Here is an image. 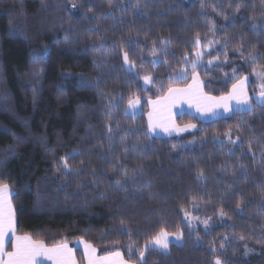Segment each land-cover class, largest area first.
I'll list each match as a JSON object with an SVG mask.
<instances>
[{"label":"trees","instance_id":"16d2710c","mask_svg":"<svg viewBox=\"0 0 264 264\" xmlns=\"http://www.w3.org/2000/svg\"><path fill=\"white\" fill-rule=\"evenodd\" d=\"M136 3L0 0V182L12 191L17 235L48 247L84 240L99 256L118 250L131 264L146 244V264H264V106L253 101L251 110L209 122L178 116L198 128L168 139L151 138L146 118V99L190 82L169 77L192 75L197 34L202 46L213 41L196 68L205 93L225 95L249 76L253 100V68L264 71V0ZM124 51L140 78L126 71ZM249 52L260 57L254 64ZM144 75L155 78L147 91ZM130 95L144 99L138 116L125 115ZM110 145L114 155H105ZM73 152L68 173L60 159ZM137 160L144 171L134 180L113 170ZM186 212L207 227L190 228ZM162 227L183 232L167 250L150 244Z\"/></svg>","mask_w":264,"mask_h":264},{"label":"snow or ice","instance_id":"6c2138e0","mask_svg":"<svg viewBox=\"0 0 264 264\" xmlns=\"http://www.w3.org/2000/svg\"><path fill=\"white\" fill-rule=\"evenodd\" d=\"M111 4V0H110ZM74 7V5H73ZM123 9V5L120 6ZM131 7L139 9L140 0H137V3L131 5ZM204 7V4H201V8ZM241 5H236V11H239ZM91 11V9H89ZM129 45L133 47H140L139 43L132 40L131 38L127 41ZM161 43H168V41H161ZM213 41H208L207 44L201 45V40L199 34L194 41V46L197 49L195 52L194 58L190 61V67L192 71L191 83H188L185 87H172L169 86L167 92L164 95L157 96L156 99H148L146 102L151 106V111L148 112V129L150 132L155 131L157 128L163 130L167 134L171 135L173 132H183L191 128H195L194 124H186L183 127H180L175 123L173 109L179 107L183 102H187L189 106H195L196 111L200 113H212L215 114L217 109H223L225 113H230L233 111V101H235V106L237 111H243L244 108L242 105H247L248 110H251L250 101L245 84L248 80L247 76L236 78V70L233 69V77L236 78V82L232 84L231 91L225 95L221 96H211L206 94L203 91V82L200 80L196 68L201 63L203 56L202 47L207 48L211 45ZM103 47V45H101ZM227 47V44L224 45ZM240 52V55L243 56L244 52L237 49ZM151 51L153 54L157 51L156 41L152 42ZM260 57L254 52H249L247 59L250 60L253 64ZM143 59V57H141ZM186 63H189L188 57H183ZM123 63L126 66V71L130 74L135 75L140 78L138 72H133V69L136 67L134 61L130 60L129 52H123ZM151 65L155 67L159 61L152 60ZM167 63V61H165ZM209 64L212 61H208ZM253 73L256 77L264 81V71H257L253 68ZM144 81V90L147 91L146 87L149 84L155 82V78L151 75H144L142 77ZM170 81L173 83H178L179 81H187L189 79L187 69L182 70L176 76H170ZM256 99L259 103L264 106V83L260 85V91L258 92ZM123 100V97H121ZM128 107L125 110V115H134L138 106L141 104V98L139 95L132 96L130 95L127 100ZM238 131L239 126H238ZM111 132V129H109ZM226 135L229 136V141L231 143H236V141L231 140V130H229ZM123 140L124 138L121 137ZM239 139V138H238ZM111 140V137H110ZM243 142L241 141V144ZM251 143V141H250ZM123 152L127 154L128 148L125 147ZM112 154L111 145L109 147V153L105 155ZM79 155V153H70L68 157H62L60 159V164L63 169L71 173L75 171L69 166V159ZM83 163V162H81ZM113 170L119 173H122L123 179H135L138 173L142 174L144 171V164L142 161L137 160L134 162V167L128 168L125 167L122 163H117L113 166ZM95 169H93V173ZM79 174V173H77ZM235 175V172L232 173ZM198 175L203 176V170H198ZM116 184L120 187H124L121 183V180H117ZM240 196V199L236 201L235 207L243 211V205L245 203L242 194H237ZM12 192L9 184L0 182V264H42L43 261H52V264H76V260L73 255V250L68 247L67 243H58L52 247H48L43 239H34L30 234L17 235L16 232V219L15 211L11 202ZM261 198L264 199V191H261ZM195 199V198H194ZM189 213H185V218L189 217ZM226 213L223 209H220V216L223 217ZM123 223V222H122ZM207 227L208 221L203 222ZM9 233H11V238L9 239ZM174 236L177 241L181 240L183 237V232L177 230L175 233H169L165 228H160V230L151 238L150 244L154 245L158 249L167 250L169 247V236ZM241 239L244 237L241 236ZM227 239V237L225 238ZM84 244L85 256L87 258V264H131L130 261H126L122 257L120 251L108 252L104 256H96V248L86 241H81ZM10 245L12 251H7L6 246ZM148 249V244L145 245L143 250H139V261L140 264H146L145 251ZM212 252L215 253V249H212ZM211 264H222V261L219 257H216Z\"/></svg>","mask_w":264,"mask_h":264},{"label":"rangeland","instance_id":"374dc122","mask_svg":"<svg viewBox=\"0 0 264 264\" xmlns=\"http://www.w3.org/2000/svg\"><path fill=\"white\" fill-rule=\"evenodd\" d=\"M201 50L204 52V49L203 48H201ZM203 55H204V53H203ZM198 66H200V65H198ZM133 72H136V69L135 68L133 69ZM188 76H189V79H190V82L189 83H191V75L188 74ZM247 77H248V80H247V82L245 84V88H246V91H247L249 97H251V94H250V91H249V87H250V83H251V78L249 76H247ZM254 77H255V80H256L257 84H256L255 90H254V92L252 94L253 95V100L251 98V101H250L251 108L253 107V101H254V103H259L257 101V99H256V96H257L258 92L260 91V85H261V83H264V81L258 79L255 74H254ZM152 84H149L146 87L149 89L152 86ZM143 86H144V81H143ZM174 87H181V86H174ZM182 87H185V86H182ZM203 91H204V85H203ZM156 97H154V98H148V99H153L154 100V99H156ZM148 99H146V100H148ZM232 103H233V111L230 112V113H225L223 111V109H217L215 111V114H212V113H203L202 114V113L196 111V108H195L194 105L190 107L187 102H183V103H181L179 105V107L173 109L174 120H175V123L177 125H179L180 127H183L186 124H180L177 121V117L178 116H182L184 114L192 115L196 119H198L200 121H203V122H209V121H214V120L220 119L222 117H228V116L232 115L234 112H245V111H248V106L247 105H242L241 106V107L244 108L243 111H237L236 110V106H235V101H233ZM259 104H261V103H259ZM127 107H128V105H127ZM149 111H151V106L147 103V110H146L147 124H148V112ZM143 112H144V99L141 98V104L138 106L137 110L135 111V114L132 115V116H138V115H140ZM188 124H194L195 125V128H191V129H189L187 131H183V132H173L171 135L167 134L166 132H164L163 130H161L159 128H157L155 131H152V132H150L149 129H148L149 136L151 138H165V139H168V138L181 137V136H183V135H185L187 133H191V132L197 130L198 126L195 123H188ZM186 222H187L188 226L190 228L194 229V230L197 229L200 225L205 226V224L203 223L204 222L203 220H201V219H199L197 217H194L192 214L189 215V217L186 219ZM81 241H84V240H79V241H76V242H73V243H67V245L70 246V247L75 246V247L78 248V250H80L82 252V254L83 253L85 254L84 244L81 243ZM174 242H177V240L175 239L174 236H171L170 235L169 236V244L174 243ZM153 247H155V246L153 245ZM84 254H83V256H84ZM95 255L96 256H99L98 253H97V251H96ZM84 260H85V257H84Z\"/></svg>","mask_w":264,"mask_h":264},{"label":"crops","instance_id":"0c3cea01","mask_svg":"<svg viewBox=\"0 0 264 264\" xmlns=\"http://www.w3.org/2000/svg\"><path fill=\"white\" fill-rule=\"evenodd\" d=\"M12 192V191H11ZM11 199H12V196H11ZM12 202V201H11ZM13 206V205H12ZM14 209V208H13ZM15 219H16V216H15ZM11 238V233H9V239ZM69 248H71L72 250H73V255H74V258H75V260H76V264H79V262H78V259H77V256H76V250H78V248L77 247H75V246H73V247H70V246H68ZM6 250L7 251H12V248H11V246L10 245H7L6 246ZM84 254V253H83ZM84 257H85V264H87V258H86V256H85V254H84ZM99 257V256H98ZM42 264H52V261H47V260H45V261H43L42 262Z\"/></svg>","mask_w":264,"mask_h":264}]
</instances>
